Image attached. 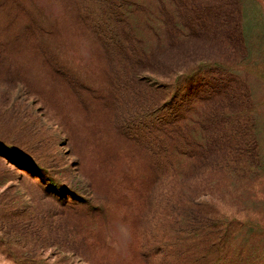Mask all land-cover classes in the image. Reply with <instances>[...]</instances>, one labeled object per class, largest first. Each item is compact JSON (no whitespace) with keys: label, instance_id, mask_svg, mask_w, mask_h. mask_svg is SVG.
Wrapping results in <instances>:
<instances>
[{"label":"rangeland","instance_id":"obj_1","mask_svg":"<svg viewBox=\"0 0 264 264\" xmlns=\"http://www.w3.org/2000/svg\"><path fill=\"white\" fill-rule=\"evenodd\" d=\"M193 1L201 21L206 0ZM210 2L215 6L207 2L206 8L222 21L211 19L210 30L179 41L189 54L183 67L195 69L197 99L205 85L209 92L225 90L215 102L223 99L230 115L250 118L241 132L252 141L243 150L251 169L242 180L228 182V172L223 175L221 194L212 196L214 219L199 236L213 239L215 246L188 259L264 264V165H258L264 160V0ZM35 4L45 15L64 11L54 0H26L24 9L35 11ZM179 9L187 14L185 6ZM246 9L255 21L248 26L243 25ZM4 15L15 16L14 31H21L25 13ZM185 22L182 16L181 30ZM65 24L68 29L56 31L65 51L53 66L58 72L20 43L0 65V146L10 148H0V264H187L182 253L190 252L178 245L170 251L160 247L162 238H174L168 235L174 232L169 227L174 215L154 203L158 191L137 139L118 133V112L127 102L113 87L115 69L74 21ZM1 28L2 37L11 35ZM179 76L182 90L191 77ZM145 81L156 88L161 80ZM238 173L237 168L234 177ZM234 191L242 196L239 201Z\"/></svg>","mask_w":264,"mask_h":264},{"label":"trees","instance_id":"obj_2","mask_svg":"<svg viewBox=\"0 0 264 264\" xmlns=\"http://www.w3.org/2000/svg\"><path fill=\"white\" fill-rule=\"evenodd\" d=\"M54 1H60L64 6L62 13L45 15L44 9L37 4L35 11L32 8L25 10L26 0H0V65L7 64L5 62L11 59L15 50L13 46L20 43L25 49H32L44 65L53 68L57 60H63L65 53L58 43L61 36H57L56 31L60 32L59 27L68 29L66 19L72 26L74 21V27H80L83 34L89 35L100 55L115 69L113 87L118 91V97L127 102L118 112V133L128 136L129 141L137 139L136 146L146 157L152 187L158 191L154 203H158L163 213L174 215L175 220L169 225L174 232L168 234L174 238L169 241L162 238L160 247L170 251L179 246L177 249L192 255L182 253L181 260L194 264L189 257L197 259L198 253L215 246L213 239L204 241L199 236L214 219L217 204L212 196L215 192L221 194L225 182L223 175L228 172V182L231 177L242 180L251 169L245 166L247 153L243 154V150L252 141L243 138L241 132L251 124L250 118L244 113L230 115L222 107L223 99L215 102L219 96H224V89L219 93L209 92L211 87L205 85L198 93V101V82L191 80L195 69L190 65L189 70L183 67L189 54L187 50H180L183 45L179 41L182 43L199 33L196 30H210L211 19L217 24L222 21L221 17L206 8L207 2L212 4L210 0L203 2L201 14L207 11V15H202L201 21L198 3L193 0ZM7 2L12 8H6ZM233 4L227 3L229 8ZM182 5L187 14L181 13L179 7ZM8 12L17 16L25 13L21 31H14L15 16L1 18V14L5 16ZM247 12L246 9L243 14L244 26L255 22ZM181 14L186 19L182 30L179 26ZM144 23L152 29L146 28ZM2 26L11 31L10 36H1ZM244 37L247 40L245 31ZM184 70L188 76L183 74ZM180 73L182 78L191 77L182 90H179ZM145 80H161L163 84L155 82L156 89ZM237 101L238 106L244 108L240 100ZM232 138L236 139L235 144L231 143ZM0 148L10 151L8 145L2 144ZM260 160L258 165H264V160ZM237 168L239 173L234 177ZM233 196L236 201L242 197L235 191ZM153 248L151 246V250ZM220 263L222 261L218 259L217 264Z\"/></svg>","mask_w":264,"mask_h":264}]
</instances>
